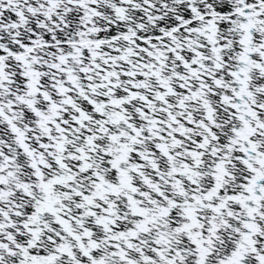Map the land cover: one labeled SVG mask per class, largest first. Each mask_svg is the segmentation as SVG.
Returning a JSON list of instances; mask_svg holds the SVG:
<instances>
[{"label": "snow or ice", "instance_id": "1", "mask_svg": "<svg viewBox=\"0 0 264 264\" xmlns=\"http://www.w3.org/2000/svg\"><path fill=\"white\" fill-rule=\"evenodd\" d=\"M0 264H264V0H0Z\"/></svg>", "mask_w": 264, "mask_h": 264}]
</instances>
